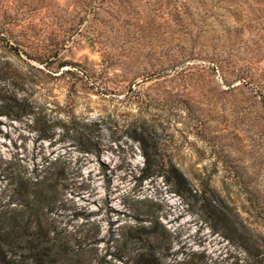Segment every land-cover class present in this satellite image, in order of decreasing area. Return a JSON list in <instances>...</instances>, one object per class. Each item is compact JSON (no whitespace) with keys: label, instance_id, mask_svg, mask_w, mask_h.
Returning a JSON list of instances; mask_svg holds the SVG:
<instances>
[{"label":"rangeland","instance_id":"374dc122","mask_svg":"<svg viewBox=\"0 0 264 264\" xmlns=\"http://www.w3.org/2000/svg\"><path fill=\"white\" fill-rule=\"evenodd\" d=\"M85 1L0 0L22 46L0 42V264H252L264 0H214L192 63L171 17L181 0H113L84 22ZM73 25L59 59L89 81L26 55ZM176 59L179 71L142 76Z\"/></svg>","mask_w":264,"mask_h":264},{"label":"trees","instance_id":"16d2710c","mask_svg":"<svg viewBox=\"0 0 264 264\" xmlns=\"http://www.w3.org/2000/svg\"><path fill=\"white\" fill-rule=\"evenodd\" d=\"M214 0H181L180 6L176 7V10L173 15H171L173 21H178V25L180 26V36L179 43L182 44L181 56L185 62H193L195 57L194 47L201 37V35L206 34L209 28V22L215 18L214 16ZM226 3V0H221ZM83 7L81 13L83 16L81 17L82 21H90L92 17L98 14L100 10H105L108 5L113 6V0H88L82 3ZM176 6V5H175ZM174 6V8H175ZM5 10V7L0 6V13ZM199 10V11H198ZM202 15V17H201ZM200 18H197L199 17ZM200 24V25H199ZM81 24L78 23V26ZM17 22L14 19L4 15H0V42H5L11 50L18 52L22 46L16 41V35L14 33V28H16ZM78 27L73 25L70 29V35L65 37L63 40L57 42L53 47H45L42 51L36 53L27 52L26 55L31 59L40 63V65L44 66L48 70H58L62 72L60 75H73L75 77H80L82 79H86L87 81L91 80L94 76V71L87 69L83 65L79 63H67L61 62L59 59L60 52L64 50L66 45L72 41L75 36V33ZM207 30V31H206ZM173 35L177 34L176 32H172ZM100 35H98L99 37ZM12 40H15V47L10 45ZM14 44V43H13ZM28 49V48H26ZM109 55H103L106 57ZM217 63L221 65L222 62L217 60ZM184 65L183 61L170 60L167 67H162L157 71H152L149 73H144V75L149 76H160L164 72L174 71L177 72ZM120 67L119 63H115L110 59L109 64L106 69H112ZM218 67V66H215ZM220 67V66H219ZM64 68H67L65 71H60ZM240 81L247 82V77L241 72H239ZM140 76H136L138 78ZM13 110V109H12ZM14 112V111H13ZM10 116L8 114H0V116ZM147 160L150 162V156H147ZM250 210L255 216L256 220L261 224L264 228V201L260 199L258 195L255 193H250L248 198ZM7 223V222H6ZM4 222V219L0 217V234L6 232L7 224ZM247 240V251L253 257L254 261L252 264H264V233L258 231V229H249L246 234ZM136 264H155V260L152 256L149 259L141 258Z\"/></svg>","mask_w":264,"mask_h":264}]
</instances>
